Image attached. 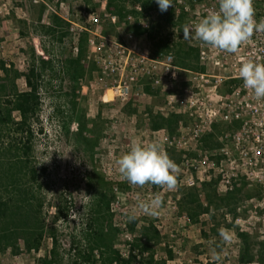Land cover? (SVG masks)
Returning <instances> with one entry per match:
<instances>
[{"label":"rangeland","instance_id":"1","mask_svg":"<svg viewBox=\"0 0 264 264\" xmlns=\"http://www.w3.org/2000/svg\"><path fill=\"white\" fill-rule=\"evenodd\" d=\"M43 1L45 11L41 23L47 24L50 13H56L65 22L86 24L90 29L92 27L87 24V15L100 14L99 30L102 36L125 44L129 41L127 36L131 34L137 45L136 53H145L149 59H162L168 55L173 57L172 53L155 51L157 37L153 39L150 34L159 17L155 8L146 13L136 11L142 15L119 24L117 19L112 23L101 16V5L106 0H92L90 5L83 0ZM142 1L157 4L155 0ZM38 4L33 0H0V61L25 72L27 58L24 51L28 53L33 49L36 56L45 61L49 60L48 52L57 56L52 71L45 70L43 74L40 110L33 125V156L38 169L43 170L41 184L45 198L43 214L46 228L51 225L54 207L58 202L70 207L69 218L55 225L61 264L70 263L73 254L70 244L87 219L88 207L98 190V178L103 180L107 196L112 197V219L106 222V226L120 230L114 247L124 258L133 239L146 227H152L157 233V239L149 243L152 264L161 261L164 264H243L239 262L238 233H246L251 238L253 254H256V244L264 240V100L255 99L251 91L243 87V81L237 82L240 85L238 94L228 97V101L234 109L238 107L247 125L244 129L227 124L215 125L221 134L219 143L228 152L226 160L220 157L218 149L208 151L203 148L205 136L201 138V144H195L191 139V130L198 123H193V118L189 117L186 102L180 105L179 100H187L192 96L191 99L197 100V104L203 103L208 109L216 108L218 96L226 94L222 85L224 77L238 75L239 66L245 59L264 63V32L254 33L237 53L232 54L202 45L199 41L186 40L182 33L174 29H162L163 24L162 33H158L159 28L156 26V35H169L172 42L186 43L198 49V55L199 49L203 50L204 59L198 58L199 69L171 70L173 76L169 78L170 74L164 75V68L158 66L151 72L156 73L154 79L159 80L158 84L152 81L151 85L144 78L138 80L143 71L140 70L141 66L136 65V73L127 74L129 78L133 77L129 94L125 99L111 100L106 91L112 83L110 85L109 80L96 70L87 58V52L82 61L86 75L79 84L73 85L68 81L58 56L60 52L67 55L78 36L69 30L66 22L69 35L64 38L61 48L53 46L32 23L31 17L36 16L32 5ZM172 4L166 12H172L175 18L182 17L184 23L196 22L206 16L209 10L218 8L217 0H172ZM127 7L132 10L129 4ZM254 8L255 19L259 21L264 18V0H254ZM105 10L108 12L106 4ZM135 29L141 33L136 34ZM128 48H131V44H128ZM134 60L137 63L138 57ZM144 67L149 73L151 68ZM73 87L76 99L72 97ZM17 88L19 91L25 90L23 78L17 81ZM73 98L77 104L75 115L71 113ZM171 115L179 118L172 131L150 127L151 118L158 116L167 119ZM78 121L82 128L80 136L76 133ZM133 138H138L142 143L157 142L176 163L177 185L174 189L164 190L150 184L133 187L121 176L116 161L129 150ZM182 140L186 141L185 146ZM179 147L192 148L197 154L202 151L209 163L207 166L201 165V158ZM210 163L211 166H208ZM196 168L202 171L198 178L203 179V183L199 182L192 188L215 182L218 196L243 189L232 214L224 210L213 212L204 195L200 194V214L197 219L191 220L180 201L191 189L186 186L185 179L190 176L196 179L199 171ZM208 169L209 172L204 175ZM226 180L231 189L225 187ZM157 192L163 198L159 215H148L138 209V199L149 200ZM221 226L229 230L227 241L219 235ZM148 237L142 238V241ZM50 248L51 240L46 233L38 251L28 253L20 244L15 254L9 250L0 252V264H43V258L48 255ZM168 253L172 256L171 260ZM216 255H219V260L215 259ZM147 260L145 254L142 258L138 257L134 264H147ZM249 264L264 262L255 260Z\"/></svg>","mask_w":264,"mask_h":264},{"label":"trees","instance_id":"2","mask_svg":"<svg viewBox=\"0 0 264 264\" xmlns=\"http://www.w3.org/2000/svg\"><path fill=\"white\" fill-rule=\"evenodd\" d=\"M52 2L53 0H46ZM64 1V0H57ZM90 5L92 0H83ZM139 5L142 13L155 10L159 13L156 24L151 28L150 34L154 39L156 53H172L174 64L182 69L195 71L199 67L198 49L181 41L172 42L169 35H156L162 33L164 27L182 33L184 20L182 17L175 18L172 12H161L158 4L153 1L142 0H106V8L116 17L119 24L126 21L128 16H141L134 10H129L127 5ZM155 6V7H153ZM36 10V16H32V23L39 29L42 36L47 37L50 43L61 48L64 38L69 35L66 22L56 13H50L48 23L42 22L45 6L42 3L32 5ZM161 24L163 27L161 29ZM136 34L141 33L135 29ZM88 34L82 32L74 47L67 55L60 52L59 64L63 74L68 81L79 84V81L86 75L82 61L86 58V41ZM76 52L74 54V50ZM27 58L25 72H20L13 66H7L0 61V252L9 250L11 253L18 251L19 245L26 252H36L47 233L51 240V248L43 258V264H61L62 256L57 238L56 223L66 221L69 218L70 207L58 202L54 207L55 211L51 217V225L46 228L45 215L43 214L44 200L41 173L34 163L33 125L38 118L40 110V90L45 70L52 71L57 56L49 53V60L45 61L36 56L33 49L28 53L24 51ZM23 78L25 90L19 91L17 81ZM240 81V80H237ZM236 80H228L223 84L225 93H231L236 88ZM111 98V92L108 93ZM74 95V87L72 90ZM71 102V113H77V104L74 99ZM178 117L171 115L164 119L153 117L150 120L152 129L166 128L170 131L178 121ZM77 128V135H81L82 128L80 121ZM220 131L214 126L212 133L203 139V148L212 151L222 147L219 143ZM98 190L87 210V219L81 224L77 236L70 244L73 253L69 264H134L137 258L147 254V264L153 263V255L149 254V243L157 239V233L152 227L142 229L129 245L126 258L115 249L114 244L120 234L117 227H107L106 222L112 219L110 213V202L112 197L105 193V184L102 179L96 181ZM243 189L234 190L218 196L216 183L202 184L200 187L191 188L181 198L180 205L186 210L191 220L197 219L200 214V194L204 195L208 207L213 212L222 211L232 214L239 202V196ZM248 196V195H246ZM149 236V237H148ZM148 237L144 242L142 238ZM240 241L239 262L249 264L255 260L264 262V240L256 244V254H253V243L246 233H238ZM168 258L172 256L168 253ZM158 264H164L159 262Z\"/></svg>","mask_w":264,"mask_h":264},{"label":"clouds","instance_id":"3","mask_svg":"<svg viewBox=\"0 0 264 264\" xmlns=\"http://www.w3.org/2000/svg\"><path fill=\"white\" fill-rule=\"evenodd\" d=\"M155 2L162 13L173 6L172 0ZM217 3V9L209 10L196 22L183 25L184 39L235 54L254 33L264 32V18L255 19L254 0H217ZM238 76L243 87L250 90L255 99L264 100V63L245 59L239 66ZM116 164L121 176L133 187L150 184L172 190L177 185L175 173L178 166L157 142L142 143L133 138L129 150L117 159ZM137 207L148 215H159L163 207L162 194L157 192L149 200L138 199ZM218 232L221 239L227 241L229 230L221 226ZM215 259L219 260V255Z\"/></svg>","mask_w":264,"mask_h":264},{"label":"built area","instance_id":"4","mask_svg":"<svg viewBox=\"0 0 264 264\" xmlns=\"http://www.w3.org/2000/svg\"><path fill=\"white\" fill-rule=\"evenodd\" d=\"M35 4L38 3H44L43 0H33ZM179 4H181V1H178ZM105 4L106 1L101 5V16L104 19H110L112 23H115L116 17L110 15L106 10H105ZM132 10L134 11H141V8L139 5L132 6ZM185 11H187L186 8H184ZM132 17L135 16H128L127 19L130 20ZM66 20V19H65ZM87 24H89L92 28H88L86 24H76L73 22H69L66 20L69 26V30L76 34L78 37L82 32H87L88 37L86 41L87 45V58H89L92 61V64L95 66L96 70L100 71V74L109 80V84L112 83V86L107 89V93L111 92V100L113 98L117 99H125L126 96L129 94L131 84L130 82L133 81V77H128L127 74H131L134 72L136 73V65L141 66L140 70L143 71L142 77H139V81L142 80L141 78H144L150 82L152 85V81H154L155 84H158V79L156 78V73H151L158 66H162L165 70L164 75H167L168 73L169 78L173 76V72L171 70L179 69L182 70L181 68L177 67L174 64L173 57L171 55H168L162 59H149L148 55L145 53H136L135 50L137 49L136 43L133 41V36L130 34L127 36L129 39L128 42H125V44L118 43L116 41L110 40L107 37H104L100 34L99 26L101 24L100 20V14H95V13H90L87 15ZM137 20V19H134ZM137 24V23H136ZM128 44H131V48H128ZM76 52V49H75ZM205 52L203 50L199 49V55L198 58L200 60L204 59ZM135 57H138V61L134 60ZM150 67L149 73L147 72V69L144 67ZM190 72V71H189ZM224 81H222V85L225 81L228 80H240L242 79L239 78L238 75H233L230 77H224ZM237 81V82H240ZM236 82V88L233 89L231 93H227L224 96L219 95L217 98V107L216 108H205V105L203 103L197 104V100H192V96H190V99H183L179 100L180 105L185 104V107L189 109V117L193 118V123H198L194 129H192V140L195 142V144H201V138L204 136H207L209 133H212L213 127L217 124H223V125H228V126H235L239 129H244V127L247 125V123L244 122V119L241 115V112L238 110V107L234 109L231 104L228 101V97L235 96L237 95V90L239 89V84ZM114 83V84H113ZM111 85V84H110ZM220 88V87H219ZM104 98V97H103ZM196 114V112H198ZM225 138H227V134L224 135ZM182 139L184 137L182 136ZM188 141V139H186ZM184 146L186 144L185 140H182ZM171 144V143H170ZM176 147V146H175ZM181 150L184 149L183 151H187L189 153L192 152V154H195L197 158H201V165L207 166L209 163L208 157L202 155L200 152L197 154L196 152L193 151L192 148H185V147H179ZM220 152V157H222L224 160L228 158V152L225 151L224 147H221L218 149ZM213 156H215V153H212ZM187 162V161H186ZM188 163V162H187ZM211 166V163L210 165ZM206 168V167H204ZM197 170V177L194 179L192 176L188 177L185 179V184L188 188H192L196 186L197 184L203 183V179L198 178L199 174H202V171H200L199 168H196ZM212 169V168H211ZM208 171L204 172V175L207 174ZM206 179L208 180V176H205ZM225 187L231 189L232 187L229 185V181H225Z\"/></svg>","mask_w":264,"mask_h":264}]
</instances>
